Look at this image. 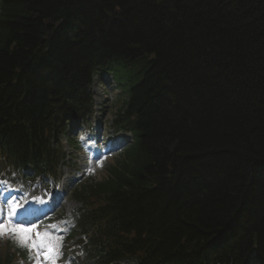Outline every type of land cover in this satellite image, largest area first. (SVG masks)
<instances>
[{"label":"trees","instance_id":"trees-1","mask_svg":"<svg viewBox=\"0 0 264 264\" xmlns=\"http://www.w3.org/2000/svg\"><path fill=\"white\" fill-rule=\"evenodd\" d=\"M0 8V124L38 130L77 95L73 75L105 58L140 83L127 112L140 145L103 185L119 246L174 264H264V0Z\"/></svg>","mask_w":264,"mask_h":264},{"label":"snow or ice","instance_id":"snow-or-ice-1","mask_svg":"<svg viewBox=\"0 0 264 264\" xmlns=\"http://www.w3.org/2000/svg\"><path fill=\"white\" fill-rule=\"evenodd\" d=\"M22 207V204L12 202L8 205L7 217L0 216V239L5 236L11 237L14 243L30 251H36L38 255H43V259L56 264L62 246L61 240L51 236L48 231H37L38 226L35 224L25 227L21 221L14 222L13 217L18 215Z\"/></svg>","mask_w":264,"mask_h":264},{"label":"rangeland","instance_id":"rangeland-1","mask_svg":"<svg viewBox=\"0 0 264 264\" xmlns=\"http://www.w3.org/2000/svg\"><path fill=\"white\" fill-rule=\"evenodd\" d=\"M118 95L119 96H113L112 93L108 92V91L104 94V98H105L104 99L105 102L103 105V108L105 110L104 116L107 119L109 126L111 125L110 119L115 116V114L118 112L119 108H121L123 102L125 101V98L122 97L120 92ZM113 98H114V100H113ZM113 157H114V154H112L108 158L110 161L107 164V166L104 165L105 163H98L97 168H96V171H98L97 175H96V171H95L94 176L90 177L88 180L84 178V179H82V181L84 183H92V182L99 183L100 181H106L109 178L108 172H106V170L109 171L108 170L109 167L116 166V164H117L116 161L119 158V157H115V158H113ZM110 158H113V159H110ZM77 188H79V186L78 187L76 186L72 189V191H71L72 195H73V192L80 190V188L79 189H77ZM71 204L72 203H66V205L64 207L65 212L71 207Z\"/></svg>","mask_w":264,"mask_h":264}]
</instances>
